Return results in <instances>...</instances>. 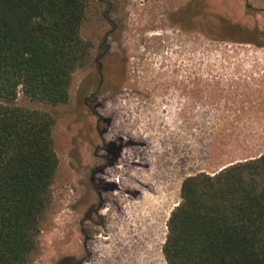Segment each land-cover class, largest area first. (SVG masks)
Listing matches in <instances>:
<instances>
[{"label": "rangeland", "instance_id": "rangeland-1", "mask_svg": "<svg viewBox=\"0 0 264 264\" xmlns=\"http://www.w3.org/2000/svg\"><path fill=\"white\" fill-rule=\"evenodd\" d=\"M84 2L91 53L49 107L58 165L26 264H167L182 180L264 153V0Z\"/></svg>", "mask_w": 264, "mask_h": 264}, {"label": "trees", "instance_id": "trees-1", "mask_svg": "<svg viewBox=\"0 0 264 264\" xmlns=\"http://www.w3.org/2000/svg\"><path fill=\"white\" fill-rule=\"evenodd\" d=\"M85 10L84 0H0V264H26L38 246L58 165L49 107L68 101L90 57ZM166 225L167 264H264V153L184 178Z\"/></svg>", "mask_w": 264, "mask_h": 264}, {"label": "flooded vegetation", "instance_id": "flooded-vegetation-1", "mask_svg": "<svg viewBox=\"0 0 264 264\" xmlns=\"http://www.w3.org/2000/svg\"><path fill=\"white\" fill-rule=\"evenodd\" d=\"M118 34V28L115 27V26H111L109 32H108V35L104 37L103 41L101 44L98 45L97 49L100 50L102 47H105L104 48V51L96 58H94V63L97 64V67H98V75H99V86L102 85L103 83V75H102V72H101V62L99 61V57L103 56L104 53H107L108 51V48H109V43L106 42V39L107 38H110V39H114V37H116V35ZM111 57V56H110ZM109 60V59H107ZM88 97L86 96L85 97V100H87ZM112 149V148H111ZM116 150V148H114ZM116 154H117V151L113 154L115 155L114 157H116ZM110 158L107 160V162H110Z\"/></svg>", "mask_w": 264, "mask_h": 264}, {"label": "bare ground", "instance_id": "bare-ground-1", "mask_svg": "<svg viewBox=\"0 0 264 264\" xmlns=\"http://www.w3.org/2000/svg\"><path fill=\"white\" fill-rule=\"evenodd\" d=\"M129 159V158H128ZM135 161H137V160H135ZM106 255V254H105ZM109 258V257H108ZM111 259V258H110ZM119 262V261H118ZM112 264H114V263H112Z\"/></svg>", "mask_w": 264, "mask_h": 264}]
</instances>
